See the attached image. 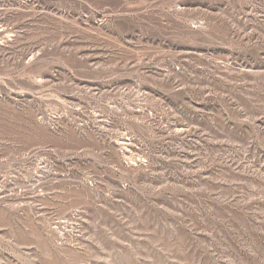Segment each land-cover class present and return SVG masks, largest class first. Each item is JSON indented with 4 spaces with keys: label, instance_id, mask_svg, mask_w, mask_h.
<instances>
[{
    "label": "rangeland",
    "instance_id": "rangeland-1",
    "mask_svg": "<svg viewBox=\"0 0 264 264\" xmlns=\"http://www.w3.org/2000/svg\"><path fill=\"white\" fill-rule=\"evenodd\" d=\"M0 264H264V0H0Z\"/></svg>",
    "mask_w": 264,
    "mask_h": 264
}]
</instances>
